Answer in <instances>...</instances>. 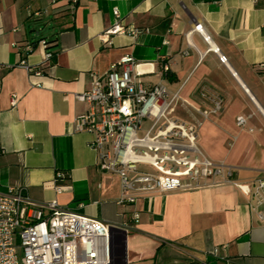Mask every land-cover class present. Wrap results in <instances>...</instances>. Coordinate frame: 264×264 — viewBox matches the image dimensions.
I'll return each instance as SVG.
<instances>
[{"label": "crops", "instance_id": "1", "mask_svg": "<svg viewBox=\"0 0 264 264\" xmlns=\"http://www.w3.org/2000/svg\"><path fill=\"white\" fill-rule=\"evenodd\" d=\"M117 21L145 31L104 36ZM128 55L143 83L177 95L169 116L197 126L198 146L233 169L230 182L118 204L119 178L98 169L93 136L73 121L87 110L77 96L91 73L104 77ZM202 89L224 101L207 118ZM0 150V193L23 188L34 203L111 227L112 264H264V221L234 185L264 179V0H0Z\"/></svg>", "mask_w": 264, "mask_h": 264}, {"label": "built area", "instance_id": "2", "mask_svg": "<svg viewBox=\"0 0 264 264\" xmlns=\"http://www.w3.org/2000/svg\"><path fill=\"white\" fill-rule=\"evenodd\" d=\"M144 31L117 21L104 36L135 38ZM14 47L25 55L33 52L31 44ZM52 56L46 53V60ZM219 60L226 62L223 56ZM158 64L159 74L165 78L170 60L160 57ZM137 67L128 55L111 64L104 77L92 72L89 89L77 96L87 110L73 121L75 133L93 136L89 144L97 154L98 169L119 178L118 204H135L155 193L191 191L206 182H230L233 169L212 161L198 146L197 126L169 116L177 95H170L162 83H143ZM29 73L41 75L42 71L33 68ZM200 96L211 106L202 112L204 118L221 111L224 101L220 95L202 89ZM246 121L239 116L236 126L244 128ZM144 123L148 129L140 137ZM234 185L252 198V210L264 221V179L252 187ZM138 219L139 214L134 213L131 220ZM110 232L111 227L101 221L55 202L34 203L23 188L10 187L0 193V264H111Z\"/></svg>", "mask_w": 264, "mask_h": 264}, {"label": "trees", "instance_id": "3", "mask_svg": "<svg viewBox=\"0 0 264 264\" xmlns=\"http://www.w3.org/2000/svg\"><path fill=\"white\" fill-rule=\"evenodd\" d=\"M53 58H54V56H52V58L49 59L48 61L53 60ZM67 182H68V177H66V176H64V177H60V178H57V179H56V184H57L58 186H64L65 183H67Z\"/></svg>", "mask_w": 264, "mask_h": 264}, {"label": "rangeland", "instance_id": "4", "mask_svg": "<svg viewBox=\"0 0 264 264\" xmlns=\"http://www.w3.org/2000/svg\"><path fill=\"white\" fill-rule=\"evenodd\" d=\"M143 128H144V131H141L138 133V136H140V137H142L144 135L145 131L148 129V125L146 123H144ZM18 257H21L20 251H18Z\"/></svg>", "mask_w": 264, "mask_h": 264}, {"label": "bare ground", "instance_id": "5", "mask_svg": "<svg viewBox=\"0 0 264 264\" xmlns=\"http://www.w3.org/2000/svg\"><path fill=\"white\" fill-rule=\"evenodd\" d=\"M112 264V263H111Z\"/></svg>", "mask_w": 264, "mask_h": 264}]
</instances>
